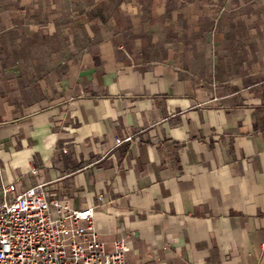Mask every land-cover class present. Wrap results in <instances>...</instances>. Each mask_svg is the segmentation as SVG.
Segmentation results:
<instances>
[{
	"label": "crops",
	"instance_id": "crops-1",
	"mask_svg": "<svg viewBox=\"0 0 264 264\" xmlns=\"http://www.w3.org/2000/svg\"><path fill=\"white\" fill-rule=\"evenodd\" d=\"M12 180L127 264H264V0H0Z\"/></svg>",
	"mask_w": 264,
	"mask_h": 264
},
{
	"label": "built area",
	"instance_id": "built-area-1",
	"mask_svg": "<svg viewBox=\"0 0 264 264\" xmlns=\"http://www.w3.org/2000/svg\"><path fill=\"white\" fill-rule=\"evenodd\" d=\"M128 139L115 137L114 143ZM101 201L97 192L94 204L75 208L45 182L19 189L15 180L1 184L0 264H127L128 237L106 241L97 232L94 214Z\"/></svg>",
	"mask_w": 264,
	"mask_h": 264
}]
</instances>
